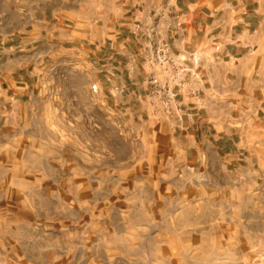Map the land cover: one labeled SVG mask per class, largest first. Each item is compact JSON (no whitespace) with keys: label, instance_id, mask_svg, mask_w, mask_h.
Instances as JSON below:
<instances>
[{"label":"rangeland","instance_id":"rangeland-1","mask_svg":"<svg viewBox=\"0 0 264 264\" xmlns=\"http://www.w3.org/2000/svg\"><path fill=\"white\" fill-rule=\"evenodd\" d=\"M91 65L59 54L0 120V264H264L261 191L178 167Z\"/></svg>","mask_w":264,"mask_h":264},{"label":"crops","instance_id":"crops-1","mask_svg":"<svg viewBox=\"0 0 264 264\" xmlns=\"http://www.w3.org/2000/svg\"><path fill=\"white\" fill-rule=\"evenodd\" d=\"M153 21L192 67L175 86L189 113L180 123L154 113L147 96L146 73L159 74L140 56L141 35ZM73 51L89 57L115 105L147 116L178 167L205 177L214 165L233 169L264 201V0H0V120L33 98L53 58Z\"/></svg>","mask_w":264,"mask_h":264},{"label":"built area","instance_id":"built-area-1","mask_svg":"<svg viewBox=\"0 0 264 264\" xmlns=\"http://www.w3.org/2000/svg\"><path fill=\"white\" fill-rule=\"evenodd\" d=\"M136 28L139 30L141 27L136 25ZM142 28L140 56L145 65L156 69L161 76L146 73L149 103L154 113L161 112L169 120L180 123L184 117H189V113L181 107L175 86L182 83L192 67L171 50L156 21ZM190 59L194 63L198 60L194 55H191Z\"/></svg>","mask_w":264,"mask_h":264}]
</instances>
